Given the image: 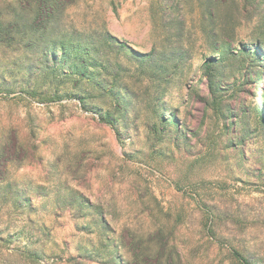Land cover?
Masks as SVG:
<instances>
[{
    "label": "rangeland",
    "instance_id": "374dc122",
    "mask_svg": "<svg viewBox=\"0 0 264 264\" xmlns=\"http://www.w3.org/2000/svg\"><path fill=\"white\" fill-rule=\"evenodd\" d=\"M246 9L259 17L235 44L258 47L264 0ZM214 12L211 0H0V264H229L205 204L227 223L215 233L264 235V64L241 78L246 153L165 141L167 53L212 55Z\"/></svg>",
    "mask_w": 264,
    "mask_h": 264
},
{
    "label": "trees",
    "instance_id": "16d2710c",
    "mask_svg": "<svg viewBox=\"0 0 264 264\" xmlns=\"http://www.w3.org/2000/svg\"><path fill=\"white\" fill-rule=\"evenodd\" d=\"M229 1L211 0L215 9L209 45L212 55L204 56L195 65L190 51L182 48L176 65L170 56L172 53H167L163 79L165 141L186 142L195 137L197 142L206 141L208 144L220 141L224 143L221 150L247 152V136L253 131L248 121L249 113L242 109L238 95L243 82L241 78L258 71L264 64L260 50L264 46V28L259 26L255 32L254 40L258 47L248 46L243 40L236 45L235 40L238 39L237 29L241 23L259 17V12L250 13L246 5H260L262 0H242L244 7L237 4L235 8L223 12L217 8ZM53 95L55 97L57 92ZM256 109V124L260 126L264 138V114ZM101 120L113 125L109 116L101 115ZM194 120L197 121L195 125ZM186 144L191 146L188 142ZM214 146L216 144L211 150L215 149ZM205 207L202 216L208 224L209 239L224 250L229 264H264V235H254L252 239L255 242L251 246L242 235L217 234L214 229L227 226V223L210 205L205 204ZM73 261L82 264L81 261Z\"/></svg>",
    "mask_w": 264,
    "mask_h": 264
}]
</instances>
